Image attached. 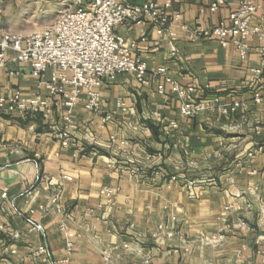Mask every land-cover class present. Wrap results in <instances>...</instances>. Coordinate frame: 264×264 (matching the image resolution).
I'll use <instances>...</instances> for the list:
<instances>
[{
  "label": "crops",
  "instance_id": "1",
  "mask_svg": "<svg viewBox=\"0 0 264 264\" xmlns=\"http://www.w3.org/2000/svg\"><path fill=\"white\" fill-rule=\"evenodd\" d=\"M45 1L53 4L44 13ZM90 1L0 0V33L40 32L38 18ZM116 1L170 2L162 36L147 21L113 29L134 45L146 83L104 79L100 114L88 112L81 96L69 123L60 100L47 118L0 114V264H264V108L252 103L250 72L260 68L254 49L262 43L249 36L241 61L232 47L189 40L196 27L225 21L239 0H223L214 12L216 0ZM256 27L264 31V14L253 16ZM47 78L7 53L0 96L50 102ZM174 85L206 109L181 117ZM256 87L264 89V75ZM233 102L244 106L221 116L219 108ZM104 187L114 190L112 203Z\"/></svg>",
  "mask_w": 264,
  "mask_h": 264
},
{
  "label": "built area",
  "instance_id": "2",
  "mask_svg": "<svg viewBox=\"0 0 264 264\" xmlns=\"http://www.w3.org/2000/svg\"><path fill=\"white\" fill-rule=\"evenodd\" d=\"M223 4V0H216L209 9L214 12ZM169 8V1L162 6L154 2L131 6L116 0H91L85 8L60 11L57 18L39 33H0V71L6 67L7 53H11L13 61L28 66L33 77L48 75L46 85L51 99L49 102L38 96L24 98L19 93L9 97L0 96V114L16 113L24 119L39 113L47 118L52 101L60 100L67 109L62 119L69 123L70 109L83 96L84 108L99 115V89L104 79L132 75L140 85L146 83L145 64L135 55L134 45H126L113 33L114 27L139 25L147 21L156 27V34L162 36L166 32V10ZM256 14H264V0H239L238 8L225 21L210 28L196 27L189 33V40L213 42L221 48L232 47L239 59L245 61L249 54L246 40L251 35L256 36L262 44L254 49L259 57L260 68L250 69L255 77L251 99L254 105L264 108V89L258 90L256 87L264 75V31L259 27L250 28V22ZM163 72V69L158 71ZM158 89L162 92L161 86ZM174 89L181 102V117L192 118L206 109L207 102L190 101L187 99L189 91L180 90L177 85H174ZM243 106L241 102H233L220 107L219 112L221 116L228 117ZM118 108L124 111L123 103H118ZM170 127L176 128V124L171 123ZM60 137L61 146L66 148V131H62ZM61 179L70 180L62 171ZM102 194L107 203L113 202L115 193L112 188L104 187ZM71 249L72 244L67 241V256ZM41 252L47 253L45 250ZM262 254L264 261V252ZM103 259L106 261L107 257ZM62 263L69 264L68 259L65 258Z\"/></svg>",
  "mask_w": 264,
  "mask_h": 264
},
{
  "label": "rangeland",
  "instance_id": "3",
  "mask_svg": "<svg viewBox=\"0 0 264 264\" xmlns=\"http://www.w3.org/2000/svg\"><path fill=\"white\" fill-rule=\"evenodd\" d=\"M49 4H53V2L51 1H45V2H42V3H39V6H38V10L39 11H42V9H44V13L45 11L48 9V5ZM52 9L51 7H49V10ZM57 11V9H55ZM54 11V12H56ZM57 18V14H50V16H47V17H40L38 18L37 20H40V22H42V26L43 27H46L48 26L49 24H51L55 19ZM39 23H31L30 25L31 26H34V27H37ZM41 32V31H40ZM35 33H39V32H35Z\"/></svg>",
  "mask_w": 264,
  "mask_h": 264
}]
</instances>
